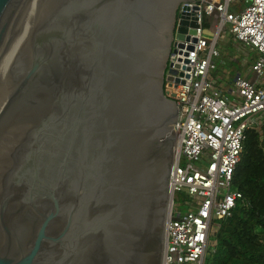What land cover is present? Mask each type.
Here are the masks:
<instances>
[{
    "label": "water",
    "instance_id": "1",
    "mask_svg": "<svg viewBox=\"0 0 264 264\" xmlns=\"http://www.w3.org/2000/svg\"><path fill=\"white\" fill-rule=\"evenodd\" d=\"M180 1L0 0V264H161Z\"/></svg>",
    "mask_w": 264,
    "mask_h": 264
},
{
    "label": "built area",
    "instance_id": "2",
    "mask_svg": "<svg viewBox=\"0 0 264 264\" xmlns=\"http://www.w3.org/2000/svg\"><path fill=\"white\" fill-rule=\"evenodd\" d=\"M182 5L194 25L181 39L173 37L164 74L163 91L175 102L177 117L161 264H205L214 223L229 218L242 199L232 182L245 134L264 120V0H251L240 11L233 9V0H182ZM207 21L214 26L211 33ZM225 27L234 42L258 55L254 81L238 75L231 82L234 100L209 73ZM176 194L189 196L188 212H173Z\"/></svg>",
    "mask_w": 264,
    "mask_h": 264
},
{
    "label": "trees",
    "instance_id": "3",
    "mask_svg": "<svg viewBox=\"0 0 264 264\" xmlns=\"http://www.w3.org/2000/svg\"><path fill=\"white\" fill-rule=\"evenodd\" d=\"M220 64L212 63L210 76L228 85L231 76ZM232 185L242 199L229 218L214 223L205 264H264V120L245 134Z\"/></svg>",
    "mask_w": 264,
    "mask_h": 264
},
{
    "label": "rangeland",
    "instance_id": "4",
    "mask_svg": "<svg viewBox=\"0 0 264 264\" xmlns=\"http://www.w3.org/2000/svg\"><path fill=\"white\" fill-rule=\"evenodd\" d=\"M251 3V0H233V9L236 11H240L242 8H245ZM178 7H181L182 0L178 3ZM178 13L179 16V9L176 10V14ZM209 31V33L214 31L213 24H209L208 21L205 25ZM171 32V27L167 31L165 38L168 39V34ZM174 34V33H173ZM208 36V34L206 35ZM215 51L218 53V56L213 58L212 63L215 65L220 64L219 70L222 74H228L231 76V82L236 76H240L247 80H254V72L252 70L253 63L255 62V57L257 55L256 51L250 50L247 47L241 46L239 43L234 42L232 40V36L229 33L228 27H225L222 32H220L219 39L215 45ZM256 55V56H255ZM233 63H231V62ZM261 81L264 82V75L261 77ZM231 82L223 83L220 85V89H222L223 95L228 98L229 100L235 99V94L229 92L232 90ZM186 194H176L174 197V204H173V212L176 214L177 212L186 213L190 210V208L185 204L187 201ZM189 202V201H188Z\"/></svg>",
    "mask_w": 264,
    "mask_h": 264
},
{
    "label": "crops",
    "instance_id": "5",
    "mask_svg": "<svg viewBox=\"0 0 264 264\" xmlns=\"http://www.w3.org/2000/svg\"><path fill=\"white\" fill-rule=\"evenodd\" d=\"M250 81H254V80H251V79H250ZM223 92H224V91H223ZM229 92H231V90H230Z\"/></svg>",
    "mask_w": 264,
    "mask_h": 264
},
{
    "label": "bare ground",
    "instance_id": "6",
    "mask_svg": "<svg viewBox=\"0 0 264 264\" xmlns=\"http://www.w3.org/2000/svg\"><path fill=\"white\" fill-rule=\"evenodd\" d=\"M177 1H180V0H177Z\"/></svg>",
    "mask_w": 264,
    "mask_h": 264
}]
</instances>
